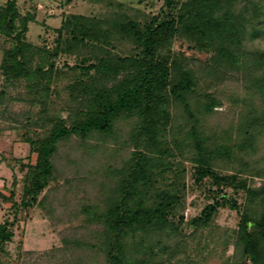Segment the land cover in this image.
<instances>
[{
	"label": "trees",
	"instance_id": "16d2710c",
	"mask_svg": "<svg viewBox=\"0 0 264 264\" xmlns=\"http://www.w3.org/2000/svg\"><path fill=\"white\" fill-rule=\"evenodd\" d=\"M107 5L120 11L65 15L48 46L28 39L34 13L0 0V36L10 44L0 71L25 89L15 99L26 109L14 115L36 154L23 165L20 204L39 203L54 223L82 220L62 234L69 264H181L191 162L213 201L190 224L209 226L221 207L240 211L222 264H264V0H164L145 16ZM177 40L204 62L176 50ZM63 56L75 63L60 65ZM228 73L242 76L243 94L210 123L224 100L202 85ZM73 185L82 188L76 204L55 205L51 191ZM12 225L0 223V264H10Z\"/></svg>",
	"mask_w": 264,
	"mask_h": 264
},
{
	"label": "rangeland",
	"instance_id": "374dc122",
	"mask_svg": "<svg viewBox=\"0 0 264 264\" xmlns=\"http://www.w3.org/2000/svg\"><path fill=\"white\" fill-rule=\"evenodd\" d=\"M107 1L18 0V6L22 14H35L36 21L30 23L28 39L38 45L52 46L56 36L52 29L61 25L65 15L78 13L106 17L115 11H120L116 5H107ZM112 1H121L124 4L121 10L131 16L157 13L164 4V0H146L143 3H140V0ZM46 26H49L50 29ZM7 45L10 44L4 43V37L0 36V61L2 59L1 49ZM175 49L193 56L197 60V65H200L199 61L204 62L206 59L205 54L189 49L187 43L181 40L176 41ZM66 58L70 64L75 63L74 57L63 56L59 59L60 65ZM4 80L3 72L0 71V193L4 195L0 194V223L4 221L13 223L14 231L12 241L6 244L9 255H4V258L10 264H69L62 251L64 250L62 234L65 232L70 236L71 233L68 230L81 225L82 220L72 223H54L48 218L39 203L28 208L20 204L24 195V179L27 170L23 165L34 163L36 154L31 153L29 144L24 140L26 126L17 122L16 119L19 118L14 115V113H20L26 109L25 103L15 99L24 93L25 89L22 85L7 83ZM242 80L241 75L232 73H228L221 79L208 78L205 80V85H202L203 89L205 91L218 90V95L224 100L222 106L216 107L219 114L208 119L210 123L216 122L221 113L224 115L232 112L235 104L229 98L243 94ZM186 165L189 186L186 190L182 213L186 222L183 228L187 239V254L181 264H222L233 255V237L241 218L240 211L229 206L221 207L209 226L191 225L190 221L201 213L208 202L213 200L208 197V187H200L194 183L192 163L187 162ZM15 180L16 182H14ZM257 181L260 183L259 179ZM57 184L58 182L52 183L51 188L57 189ZM81 189V187L79 189L77 185H73V190L70 192L65 187L61 191H51V195L55 193V205L59 206L62 201L70 202V208L79 200L78 193ZM47 191L46 189L40 194L39 200ZM62 192L66 197H63ZM230 196L237 198L239 202L243 201L242 195H235L231 190H228V197ZM65 209L67 210V208ZM227 240L228 244L225 243Z\"/></svg>",
	"mask_w": 264,
	"mask_h": 264
}]
</instances>
